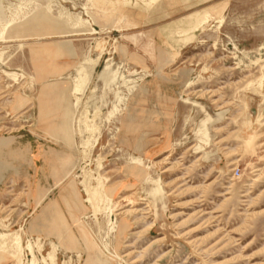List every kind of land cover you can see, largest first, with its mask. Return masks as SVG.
<instances>
[{
	"label": "rangeland",
	"instance_id": "1",
	"mask_svg": "<svg viewBox=\"0 0 264 264\" xmlns=\"http://www.w3.org/2000/svg\"><path fill=\"white\" fill-rule=\"evenodd\" d=\"M42 11L95 34L0 43V264H264V0H0V34Z\"/></svg>",
	"mask_w": 264,
	"mask_h": 264
},
{
	"label": "bare ground",
	"instance_id": "2",
	"mask_svg": "<svg viewBox=\"0 0 264 264\" xmlns=\"http://www.w3.org/2000/svg\"><path fill=\"white\" fill-rule=\"evenodd\" d=\"M38 14H49V12L45 11V13L40 12ZM25 21L18 23V22H14V20H13V21L8 22L4 26H2L1 34H0V43H9L13 39L18 37L20 35L19 28H22L24 26ZM94 22L96 23L95 18H94ZM66 25L69 26L72 30H76V31L78 28L80 29L81 27H84V29L89 30L88 33L77 34V33H79V32H77V33H75V36H80V35L85 36V35H94L95 34V33H92L93 28L92 29L86 28L83 24H81V22L79 20H77L74 25H69V23H67V22H66ZM2 56H3V53L0 54V61L2 60ZM98 59H100V58H98ZM5 63H6V61H3V63L0 62V72L6 76H10V77L15 79L17 77V74H15V73L11 74V73L7 72V69H6L7 63L6 64ZM88 70H91V71L88 72ZM92 70H93L92 68L90 69L86 66L81 67V69L79 71V76L77 77V80L75 82V93L77 95H81V94L85 93V91L88 88L90 81L92 79L91 78ZM109 71H110V64H108L106 66L103 73L99 76V79L104 81L106 88L110 87L111 84L115 80V78L113 76L109 77ZM95 88L96 87H94V91H95ZM81 114H83V113H81ZM79 123H80L79 124L80 129L83 128L84 129L83 133L87 134V140L86 139L83 140L82 144H81L82 147L84 148V153L87 154V152L89 150L88 146L91 144L92 139L94 142H96V140L98 139V136L96 134L98 133L100 127L95 123V119L92 120L91 123H88L87 121L84 120V118H82ZM0 152L3 155V153L5 152V146L0 148ZM90 182H91L90 179L85 180L84 181V188L88 194V202H90V204L93 206L95 211H98L100 209V205L102 204L104 199L107 198V196L105 195V192L103 190L104 186L101 183V181H98V184L96 186H92V184ZM159 189H161V188L159 187ZM157 190H158V188H157ZM12 236L13 237L11 238L5 234L0 235V253H2V254H0V257L2 259H5V257H4L5 254H8V256L10 255L15 259H20V256L24 250V247L22 246L21 238L17 234L12 235ZM27 249L31 252L33 251L31 245H28ZM11 250L12 251L14 250V251L12 252ZM54 252H55V250H54ZM49 258L54 264V254H51L49 256Z\"/></svg>",
	"mask_w": 264,
	"mask_h": 264
},
{
	"label": "crops",
	"instance_id": "3",
	"mask_svg": "<svg viewBox=\"0 0 264 264\" xmlns=\"http://www.w3.org/2000/svg\"><path fill=\"white\" fill-rule=\"evenodd\" d=\"M42 13H45V11H42ZM96 24H98L97 20ZM72 31L73 30L66 25V22L55 19L49 14H38L24 22V26L19 28L20 35L11 42H15L16 40L25 41L28 38L43 40L51 38H65L70 37L71 35L75 36ZM64 56H68L70 58L77 57V53L71 43L59 45L56 57ZM80 69L78 70V76ZM76 80L74 81V85L72 87V94L74 95H77L75 93ZM65 135H67V131L64 136ZM8 143L9 142L0 143V148L4 147Z\"/></svg>",
	"mask_w": 264,
	"mask_h": 264
}]
</instances>
